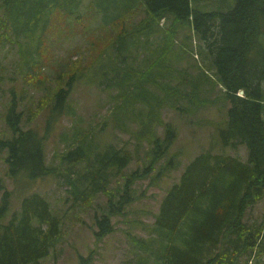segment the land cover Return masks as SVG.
I'll return each mask as SVG.
<instances>
[{
	"label": "trees",
	"instance_id": "obj_1",
	"mask_svg": "<svg viewBox=\"0 0 264 264\" xmlns=\"http://www.w3.org/2000/svg\"><path fill=\"white\" fill-rule=\"evenodd\" d=\"M85 3L0 0V55L10 47L16 75L26 86L47 91L41 110L49 112L43 135L24 129L21 99L10 91L12 98L0 114L6 126L0 132V151L6 153L7 176H24L28 182L62 179L74 204L86 207L105 194L108 211L97 218L95 233L101 241L115 230L112 218L124 215L137 200L135 184L152 174L178 138L176 129L162 119L163 110L195 115L203 107L229 105L227 121L217 123L215 131L222 149L246 147L247 161L215 154V146L200 154L166 192L154 224L146 226L149 238L129 239L140 251L138 264L150 258L157 264H247L251 258L261 264L264 222L251 225L246 217L264 201V0ZM139 14L143 17L136 21ZM94 23L97 28H92ZM187 27L207 47L209 64L205 69L193 66L199 70L195 75L181 65L187 53L185 40L178 46L179 35ZM62 34L68 39L80 34L90 44L77 47L56 67L57 52L68 40ZM85 51V64L80 58L71 62ZM82 82L114 91L115 125L136 123L133 136L139 146L146 142L149 147L144 167L129 174L116 194L108 190L110 180L130 166L133 155L103 146L95 132L74 130L68 149L54 156L59 165L47 162L48 138L57 122L75 114L70 97ZM219 87L221 95L209 98ZM12 196L0 176V264H44L62 238V218L40 193L27 195L13 211Z\"/></svg>",
	"mask_w": 264,
	"mask_h": 264
},
{
	"label": "rangeland",
	"instance_id": "obj_2",
	"mask_svg": "<svg viewBox=\"0 0 264 264\" xmlns=\"http://www.w3.org/2000/svg\"><path fill=\"white\" fill-rule=\"evenodd\" d=\"M89 1L86 0L85 4L87 5ZM209 1L203 0L206 3ZM142 17L143 15L139 14L136 21ZM97 23H94L92 28H97ZM62 38H66L64 34L61 35ZM183 40H185L187 54L181 65L186 71L195 75L199 70H195L193 66L200 65L201 68L205 69L206 65L209 64L206 56L207 47L194 38L193 34H190L189 27L180 32L178 46H181ZM89 41L80 34L70 37L62 43V49L58 50V61L55 62V66L59 67L61 62L64 65L65 62L63 63V61L68 60V54L75 52L77 47L86 49L90 44ZM88 54V51H85L84 57L75 54L71 57V62L78 61L80 58L85 64ZM14 59V52L7 46L0 55V75L4 77V81L0 84V114L4 112V105L11 100L10 91L13 89L21 99L20 110L24 113L23 128L26 130L34 128L43 135L49 112L46 109L41 110V101L45 98L47 91L26 86L24 81L15 73ZM49 74L54 79L55 71L51 70ZM51 83L52 81L48 85H53ZM215 90L214 93H209V98L214 99L221 95L220 87ZM113 94H115L114 91L89 86L83 82L76 86L69 103L75 114L66 115L56 123L48 138L46 150L47 162L50 165H59V159L54 158L55 154L63 153L68 149L74 130L81 131V129L95 132L96 141L103 146L113 145L118 149L129 150L133 155L132 163L122 173L115 172L108 185V190L116 194L119 188L124 187L125 179L129 174L144 167L149 147L146 142L139 146L133 136L132 133L138 129L136 123L125 120L127 128L115 125L111 98ZM228 109L229 105L218 104L203 107L195 115L182 114L171 108L163 110L162 119L176 129L178 138L167 156L155 166L152 174L135 184L133 188L137 200L128 206L124 215L112 218L115 230L101 241L97 240L95 233L98 230L97 218L108 211V198L105 194L100 193L92 205L86 207L81 204H74L69 187L65 185L62 179L49 177L28 182L24 176L18 178L19 180L9 178L5 162L6 153L0 151V176L5 180L9 191L13 194L11 210H19L22 199L27 195L40 193L50 202L53 213L62 218L60 243L55 252L43 263L86 264L81 262V259L87 261L91 257L92 261L89 264H138L140 251L135 248L129 239V235L142 239L149 238L150 234L146 230V226L151 227L154 224L166 192L179 181L185 168L194 158L215 146L213 152L215 154L222 153L238 157L243 162L247 161L246 147L222 149L220 136L215 131L217 123L227 121ZM143 111L145 112V109ZM5 128V123L0 117V132ZM157 131L162 136L163 128L158 127ZM171 159H174L173 164H170ZM246 220L251 225H260L264 222V201L249 210ZM155 259L150 258L147 264H157ZM244 261L247 259H243ZM255 261L256 259L251 258L247 264H255ZM259 263L264 264L263 256Z\"/></svg>",
	"mask_w": 264,
	"mask_h": 264
},
{
	"label": "water",
	"instance_id": "obj_3",
	"mask_svg": "<svg viewBox=\"0 0 264 264\" xmlns=\"http://www.w3.org/2000/svg\"><path fill=\"white\" fill-rule=\"evenodd\" d=\"M244 95V91H241L239 96H243Z\"/></svg>",
	"mask_w": 264,
	"mask_h": 264
}]
</instances>
